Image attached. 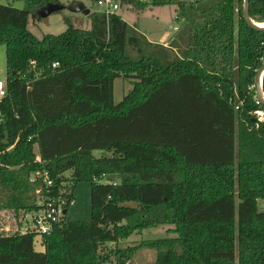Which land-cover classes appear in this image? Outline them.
Returning <instances> with one entry per match:
<instances>
[{
    "label": "trees",
    "instance_id": "16d2710c",
    "mask_svg": "<svg viewBox=\"0 0 264 264\" xmlns=\"http://www.w3.org/2000/svg\"><path fill=\"white\" fill-rule=\"evenodd\" d=\"M24 1L0 4V209L37 210L49 190L65 199L64 214L42 252L33 233L0 232V264H127L142 248L155 250V264H264V119L255 114L264 104L254 86L264 29L245 21L243 0L176 1L166 44L93 9L87 29L64 17L63 32L37 37L29 17L60 1ZM248 12L264 22V0H249ZM117 77L132 88L115 103ZM42 170L52 186L30 181ZM79 181L91 184L90 218L67 220ZM163 224L176 235L101 252Z\"/></svg>",
    "mask_w": 264,
    "mask_h": 264
},
{
    "label": "rangeland",
    "instance_id": "374dc122",
    "mask_svg": "<svg viewBox=\"0 0 264 264\" xmlns=\"http://www.w3.org/2000/svg\"><path fill=\"white\" fill-rule=\"evenodd\" d=\"M60 3L66 7L59 11L53 12L47 17L34 20L29 17L28 29L37 37L43 34L51 33L58 34L67 28V23L64 17H69L75 27L87 29L91 25L90 17L82 12H71L67 9V5L73 0H59ZM90 10H96L92 7L90 0H81ZM178 0H171L170 3L160 6H149L143 10L133 9L129 5H122L118 10L119 13L128 21L130 25H135L138 32L153 40L154 43L162 44L167 35L174 32L171 28L176 25V4ZM0 4H10L16 8L25 9L26 3L24 0H0ZM178 25V23H177ZM146 37V38H147ZM152 41V42H153ZM6 59L5 46L0 44V79L6 80ZM6 82V81H5ZM132 88V83L122 77H117L113 83V100L115 103L119 102L122 97ZM262 120L264 119V112L262 111ZM110 155V152L101 150H93L95 157L101 155ZM69 175V172H67ZM105 182L104 179L101 180ZM90 182L79 181L73 188L74 200L69 205L65 217L67 220H88L90 218ZM41 199V197H40ZM259 209L264 210V200H259ZM22 210L16 212L13 209H0V227L9 224L12 227L19 226L23 222ZM174 226L172 224H163L156 227H150L136 231L127 238L121 239L117 243H105L101 246V252L114 250L116 247L125 248L130 245H135L142 240H151L163 237H173L176 234L170 229ZM33 247L36 251H44V246L40 240L39 235L33 237ZM155 250L151 248H142L135 252L127 264H155ZM115 258L111 256V262L105 264H114Z\"/></svg>",
    "mask_w": 264,
    "mask_h": 264
},
{
    "label": "built area",
    "instance_id": "2783aa9c",
    "mask_svg": "<svg viewBox=\"0 0 264 264\" xmlns=\"http://www.w3.org/2000/svg\"><path fill=\"white\" fill-rule=\"evenodd\" d=\"M148 1V0H141ZM92 7L96 11H103L106 16L112 12H116L120 8V4L117 0H95L92 4ZM57 62L51 64L52 67H56ZM6 94V83L3 80H0V99ZM257 118L262 120V111H255ZM40 177L46 187L53 185V180L49 178L47 171L42 170L41 172L33 173L30 177V181H34L36 178ZM39 190H37L38 192ZM47 194L41 196V199L38 201L39 208L37 210L24 211L23 222L19 226L12 227L9 224L0 227V232L5 234H10L14 232L21 233H33L34 235H39L40 240L46 234H48L54 225L58 224L64 214V203L65 199L58 195ZM72 204L73 201L71 200ZM23 212V211H22Z\"/></svg>",
    "mask_w": 264,
    "mask_h": 264
},
{
    "label": "water",
    "instance_id": "95a60500",
    "mask_svg": "<svg viewBox=\"0 0 264 264\" xmlns=\"http://www.w3.org/2000/svg\"><path fill=\"white\" fill-rule=\"evenodd\" d=\"M66 6L62 3H55L50 2L46 5L38 8L35 13L40 18L47 17L53 12L59 11L61 9H64ZM249 7V0H243V18L245 21L253 28L255 29H264V25H261V22H255L249 17L248 12ZM67 9L71 12H82L84 14H88L90 12V9L85 6V4L81 0H73L67 5ZM264 74V62L261 64V66L257 69L255 78H254V86L256 88V94L259 99V101L264 104V92L262 90V77Z\"/></svg>",
    "mask_w": 264,
    "mask_h": 264
},
{
    "label": "crops",
    "instance_id": "0c3cea01",
    "mask_svg": "<svg viewBox=\"0 0 264 264\" xmlns=\"http://www.w3.org/2000/svg\"><path fill=\"white\" fill-rule=\"evenodd\" d=\"M119 9H120V8H119ZM119 9H118V10H119ZM118 10L116 11L117 13H119ZM119 14L121 15V13H119ZM121 17H122L124 20H126L122 15H121ZM126 21H127V20H126ZM127 22H128V21H127ZM171 28H173V29L175 30V29L177 28V23H176V25H173ZM172 34H173V33L171 32L170 35H167V37H166L167 39H165L164 43H162V44H166L167 41L169 40V38L171 37ZM146 37H147V36H146ZM147 39H148L149 41H151V42L153 41V40L149 39L148 37H147ZM153 42H154V41H153ZM0 80H2V79H0Z\"/></svg>",
    "mask_w": 264,
    "mask_h": 264
},
{
    "label": "bare ground",
    "instance_id": "6f19581e",
    "mask_svg": "<svg viewBox=\"0 0 264 264\" xmlns=\"http://www.w3.org/2000/svg\"><path fill=\"white\" fill-rule=\"evenodd\" d=\"M261 25H264V22H261Z\"/></svg>",
    "mask_w": 264,
    "mask_h": 264
}]
</instances>
